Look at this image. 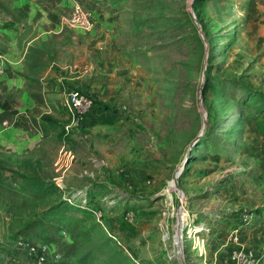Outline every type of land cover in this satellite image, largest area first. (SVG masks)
Returning a JSON list of instances; mask_svg holds the SVG:
<instances>
[{"label":"rangeland","instance_id":"1","mask_svg":"<svg viewBox=\"0 0 264 264\" xmlns=\"http://www.w3.org/2000/svg\"><path fill=\"white\" fill-rule=\"evenodd\" d=\"M77 7L91 14L90 30L70 25ZM41 29L62 39L39 45ZM11 44L27 79H62L64 96L81 90L103 106L67 132L64 96L28 84L12 124L43 138L34 155L0 149V175L33 198L0 210V264H37L26 244L2 250L43 217L55 222L35 241L52 245L44 264L73 241L71 264H239L234 231L261 249L264 0H0V49ZM10 115L0 104L1 127ZM63 145L74 159L61 168ZM183 214L196 234L180 256Z\"/></svg>","mask_w":264,"mask_h":264},{"label":"crops","instance_id":"2","mask_svg":"<svg viewBox=\"0 0 264 264\" xmlns=\"http://www.w3.org/2000/svg\"><path fill=\"white\" fill-rule=\"evenodd\" d=\"M53 33L54 31L41 29L39 38L35 39L36 42H38L37 44L40 45L48 42L49 39H56L58 42L62 39L59 37L61 35L58 34L54 36ZM39 45L29 43L27 45V49L37 48ZM17 51L18 49L14 45H12L8 51H5L6 60L4 71L7 66L8 68L20 69L18 72L19 74L15 75L13 72H7L4 74L3 71V74L0 77V104L3 105L4 109L11 111L8 122L6 121L4 124L5 127H3L4 125H2V127L0 126V133L2 132V134H0V149L8 153L26 157L30 154L34 155L38 152V148L43 138L41 135V130L37 128L32 129L29 125L15 126L12 124L13 120H16L15 118H18L21 112H24L23 110L25 103L28 102L29 98L31 97V89L28 88V84L31 82L35 84L37 83L39 85L38 88L41 87V90L43 91L44 84L48 92L53 91L61 98L64 96V93L67 91L68 87L64 85L62 79H50V81H45V78H41L42 81L40 78L31 80L32 77H28L27 79L25 76L26 73H24L26 69L25 56H23L25 61L24 64H20V61L16 57ZM62 101L63 100L60 102L62 103ZM62 106L63 105H61V108L63 110Z\"/></svg>","mask_w":264,"mask_h":264},{"label":"built area","instance_id":"3","mask_svg":"<svg viewBox=\"0 0 264 264\" xmlns=\"http://www.w3.org/2000/svg\"><path fill=\"white\" fill-rule=\"evenodd\" d=\"M91 21V14L84 11L80 7H77L74 9V11H72L69 22L72 27H79L84 31H88L91 28ZM5 60V51L0 49V77L4 71ZM94 100L95 98L90 93H86L81 90H71L69 93L65 94L63 97V108L65 113L70 117V123L65 126L67 132L85 120L86 115L92 110L94 106ZM73 159L74 155H72V153L66 149V146L63 145L59 152V166L61 168L66 166L67 163L71 162ZM56 185L62 189L60 181H58ZM184 215L185 214L182 215L178 222V229L176 232V238L179 241L177 254L180 256L184 251V243L187 241L185 239L189 236L192 237V235L195 236L196 234L193 232L192 228L188 229V221ZM201 226L202 227L200 229H202L205 225ZM195 230L196 229H194V231ZM191 231L192 234L189 235ZM61 235L66 236V233L62 232ZM196 238V240L201 243L200 245L202 247L206 246V241L201 238V235H198ZM230 238L235 244L233 259L237 260L239 264H259V259L262 258V260H264V234L261 249L259 251L248 249L242 246L239 243L237 231L231 233ZM25 244L27 245V250L37 256V264H44L48 260L47 257H52V255H54L52 245L49 243L27 242ZM199 255L202 257L205 256L206 253L204 251H200Z\"/></svg>","mask_w":264,"mask_h":264},{"label":"trees","instance_id":"4","mask_svg":"<svg viewBox=\"0 0 264 264\" xmlns=\"http://www.w3.org/2000/svg\"><path fill=\"white\" fill-rule=\"evenodd\" d=\"M102 106H103L102 103H99V101L95 99L94 106L92 110L86 115L85 119L93 111L102 108ZM32 200L33 198L30 197V193L28 192V190L17 188L13 185L8 184L6 180L0 175V210H6L8 212H12L14 210H25V208H28L32 204ZM68 206L78 210L86 209L84 208L86 206L83 205H77V204L73 205L72 201ZM88 206L89 207L92 206V202H88ZM54 224L55 222L52 221V219H46L44 217L30 222L19 231V234L16 235L15 239L13 240L9 248H4L2 252H5L6 254H10L11 256L12 255L11 250L13 247H15L17 251H21L22 250L21 246H23L22 244H25L27 242H35L42 240L41 236H43V233L47 231L49 232V230H51L54 227ZM62 231L64 230L62 229L58 230L60 235ZM50 232L47 235H49ZM43 239L45 240L46 238ZM46 241L48 240L46 239ZM77 244L78 243L76 241H73L71 244L64 246L63 254L61 255L58 263L55 264H61V263L71 264L72 260L76 259L77 257V248H78Z\"/></svg>","mask_w":264,"mask_h":264},{"label":"water","instance_id":"5","mask_svg":"<svg viewBox=\"0 0 264 264\" xmlns=\"http://www.w3.org/2000/svg\"><path fill=\"white\" fill-rule=\"evenodd\" d=\"M198 140H199V138H197V139L194 141V145L197 144Z\"/></svg>","mask_w":264,"mask_h":264},{"label":"bare ground","instance_id":"6","mask_svg":"<svg viewBox=\"0 0 264 264\" xmlns=\"http://www.w3.org/2000/svg\"><path fill=\"white\" fill-rule=\"evenodd\" d=\"M182 194V193H181Z\"/></svg>","mask_w":264,"mask_h":264}]
</instances>
